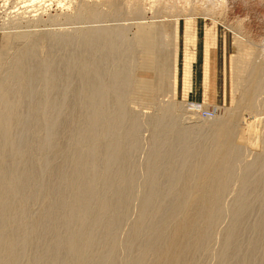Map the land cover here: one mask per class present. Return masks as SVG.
Wrapping results in <instances>:
<instances>
[{"label": "bare ground", "instance_id": "6f19581e", "mask_svg": "<svg viewBox=\"0 0 264 264\" xmlns=\"http://www.w3.org/2000/svg\"><path fill=\"white\" fill-rule=\"evenodd\" d=\"M201 2L188 11L157 2L154 16L214 12V0ZM145 5L75 0L64 13L139 20L128 24L21 31L33 18L24 9L0 26V264H207L212 254L215 264H264V46L243 98L185 127L172 94L177 24L145 21ZM129 99L159 107L145 113L143 173L131 162L142 111ZM253 116L261 124L250 142Z\"/></svg>", "mask_w": 264, "mask_h": 264}, {"label": "rangeland", "instance_id": "374dc122", "mask_svg": "<svg viewBox=\"0 0 264 264\" xmlns=\"http://www.w3.org/2000/svg\"><path fill=\"white\" fill-rule=\"evenodd\" d=\"M26 1L27 0H0V26L4 24V21H8V19L12 15H16V13H18V10L20 12L24 9H28L29 12H23L21 13V16L30 14V12L32 13L33 11V18L27 17L29 21H27V23L26 17H24L25 20L22 18L23 23L21 22V26L17 28V30L21 31L27 29L35 30L40 28H48L51 30L67 29L72 31V29H80L82 27H86L87 25H101L102 23H100V21H91V23L85 19L83 21L78 20L77 22L75 20L66 18V15L64 13H70L73 11L72 9L75 0H73V3L71 1V4L70 0H37V2L33 4V0H28L27 2ZM161 1L168 7H172L175 5L183 7L184 5L183 9L187 10V3L192 0H188V2H186L187 0H145V7L147 8L144 14L145 21L165 19L168 21L172 20L177 24L176 26L178 31V38L175 45V50L177 52L175 63V70L177 71V82L175 86L173 85L172 94L175 100L180 102L183 106L181 108L182 110H180L181 112L179 113L181 116L177 117L180 118L179 123L184 125L185 127L190 128L194 125L193 123L197 122L195 121L196 119L206 121V119L209 120L213 118L217 112V108H214V106L226 108L234 107V105L243 98V84L246 80L247 72L250 69L251 63H257L259 59L263 58L261 56L262 54L260 55V57H258V51H260L261 47L264 46V0H214V4L216 7L213 9L214 12L211 11L212 13H206L204 12V10H201L200 7L199 9L194 8L195 11L192 10L194 13H187V16L192 13L191 16H188L191 18H188L185 13V18L183 17V15H181L179 18V15L177 16L174 11L175 8H172L173 11H171V9L169 11L171 14H174V17H172L170 13L168 15V12L167 14L162 12V17H155L154 15L155 13H157L155 7ZM197 1H202V4L205 3H203V1L205 0ZM34 14L37 15L34 17ZM17 16L19 17V14ZM132 16L133 15H131V17H128L131 19L122 18V20L120 19L119 21L118 19L116 21L118 23L126 22V24L139 21L137 20V17V19H134L135 16H133L134 18L132 19ZM176 16L178 17V19ZM116 21L115 19L105 20L102 24L104 25L106 22L107 24H113ZM135 27L133 26L130 28V30L132 29L131 32H129L131 33V35H133V32L135 33ZM5 30L6 29H2L1 31L0 29V50L2 48L6 49L7 47L8 37L3 39V36H6L3 33V31ZM136 88L137 89L135 90V95L141 96L140 86H137ZM145 94L146 93H144L143 96ZM133 100L134 99H132L131 101V99H129L128 101L130 102L127 101V104H129V107L131 106V108L134 107L137 111H142V114L140 116L145 126H141V129L139 130V144L137 143V146L135 145L136 148L134 147V149H132L131 151V155L133 158H131V162H133V164L137 162V167L140 165L138 167L139 170L141 166H144L143 168L145 169V164H143V162H146L148 154L150 153L149 148H151L149 146V141H147L149 140L148 138L150 136V132L148 131L150 130L148 128V125L145 124L147 121H144L146 120L144 118H146V114L148 115V113H156L153 111H158L159 107H157V104L155 102L148 101L147 105L145 103L140 104V101H138L139 103L136 102L137 100H134V102ZM199 105L201 107H199ZM195 106L197 107L194 108ZM194 111L196 112V114H194ZM252 119H254V122L251 120V127L248 129V135H250L251 139L250 142L252 141V139L254 140L256 135L254 137L253 135L257 133L255 125L260 123L259 119H257L256 116H253ZM189 125L191 126L189 127ZM144 128H146L147 130ZM197 136L198 135L195 134L194 138ZM197 139L195 138V140ZM135 150H137L136 153ZM139 160H141V162ZM242 162L243 161L240 159L239 161H237V168ZM144 169H142L141 172ZM239 169L240 167L238 168V171L236 170L238 173L241 171ZM233 182H237L236 185ZM237 184L238 180L237 178H234L230 186L234 185L236 187L233 186L232 189L227 193V195L229 196L226 197V201L228 202L225 203L228 206L231 202V196H233V192L237 190ZM233 188H235L236 190L234 189V191L232 192ZM229 192L232 193L229 194ZM227 215L228 214H225L223 217H226L221 219L220 222L222 223H219L221 226L218 224L217 233H220L222 231V228L229 222L230 216ZM217 233L216 237L219 236V234L217 235ZM123 234H120V238H122ZM217 239V242L216 240L213 241L216 242V244L214 243L215 246H213L214 249H217V247L219 246V244L217 245L219 237ZM213 256L215 255L212 254V256L209 257L210 259H207V264H215L217 262V256Z\"/></svg>", "mask_w": 264, "mask_h": 264}]
</instances>
